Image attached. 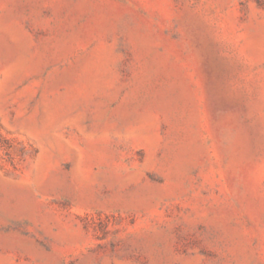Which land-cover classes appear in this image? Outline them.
<instances>
[{
	"label": "rangeland",
	"instance_id": "rangeland-1",
	"mask_svg": "<svg viewBox=\"0 0 264 264\" xmlns=\"http://www.w3.org/2000/svg\"><path fill=\"white\" fill-rule=\"evenodd\" d=\"M0 264H264V0H0Z\"/></svg>",
	"mask_w": 264,
	"mask_h": 264
}]
</instances>
